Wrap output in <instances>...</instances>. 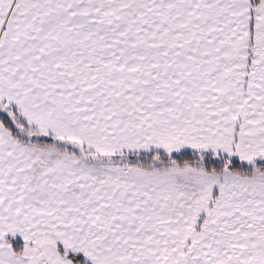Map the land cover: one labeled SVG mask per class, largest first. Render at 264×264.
<instances>
[{"label":"snow or ice","instance_id":"snow-or-ice-1","mask_svg":"<svg viewBox=\"0 0 264 264\" xmlns=\"http://www.w3.org/2000/svg\"><path fill=\"white\" fill-rule=\"evenodd\" d=\"M0 264H264V0H0Z\"/></svg>","mask_w":264,"mask_h":264}]
</instances>
